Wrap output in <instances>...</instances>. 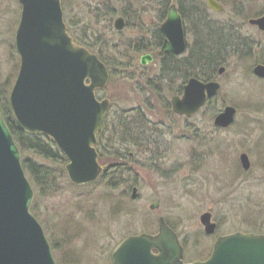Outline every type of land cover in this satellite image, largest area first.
I'll list each match as a JSON object with an SVG mask.
<instances>
[{
    "label": "rangeland",
    "instance_id": "obj_1",
    "mask_svg": "<svg viewBox=\"0 0 264 264\" xmlns=\"http://www.w3.org/2000/svg\"><path fill=\"white\" fill-rule=\"evenodd\" d=\"M102 1L106 0L69 2L62 14L65 23L68 19L76 22L69 32L73 38L95 41L91 34L93 29L100 35L98 42L122 40L129 36L152 40L151 32L162 21L157 20L155 10L148 7L154 5V0H138L148 7L141 14L142 33L136 29L139 25L135 14L137 0H111L117 8L111 20V32L106 29L104 19L92 16L93 8ZM201 1L205 4L204 0ZM220 1L224 5L221 13L205 5L200 6L201 12L196 15L193 9H185L191 30L202 25L204 20V23L208 22L218 29L223 42L229 44L223 51L228 56L226 71L216 78L221 83V90L209 108L205 106L191 117H185L165 112L161 105L155 103V89L151 90L147 82L152 78L153 82H157L159 48L133 54L131 65L123 66L124 61L115 59L120 65L110 73L97 95L99 99H109L110 112L116 107L132 110L143 107V101H151L149 112L143 108L147 119L159 129V133H154L157 157L152 161L148 155L136 154L126 198L121 196V192H125L123 185L113 190L116 195L113 199L97 200L94 206L95 198L103 193L102 183L74 184L65 170L66 163L63 165L65 176L60 179L59 192L49 197H34L31 201L32 204L35 202L39 213L36 219L44 228L47 239L50 237L57 242V251L53 252L55 260L58 255L60 259L63 256L66 258L63 264H113L111 249L127 235H155L160 216L167 223L169 221L178 234L185 247L186 262L207 257L216 235L235 231L264 235V79L254 77L252 69L248 70L250 61L236 54L252 44L255 46V58L264 60V35L247 24L250 13H262L264 0ZM128 3L131 5L126 6ZM20 10L18 0H0V64L3 70L10 69L18 61L13 36ZM121 11H126L130 23L120 31V35H116L112 33L113 20L117 16L127 20L120 14ZM238 25L243 27L238 31L240 37L235 35ZM192 38L190 31L186 38L189 44ZM244 38L251 43L244 44ZM239 39H242L240 42L243 45L238 47L236 42ZM145 53H150L154 59L146 66H140L138 61ZM179 84L178 81L174 87ZM164 95L169 100L175 94L165 92ZM228 104L239 106L236 108V121L231 127L221 130L213 125L212 119ZM211 110H216L212 119ZM242 152L250 160L247 171H243L238 161ZM237 164L241 169L239 172ZM133 186L137 188L134 197L131 196ZM117 200L119 206L116 211ZM156 201L158 207L151 209L150 205ZM205 211H209L218 224L213 236L204 233L199 220L200 214ZM70 219L76 224L75 228L63 232L68 229L65 220Z\"/></svg>",
    "mask_w": 264,
    "mask_h": 264
},
{
    "label": "water",
    "instance_id": "obj_2",
    "mask_svg": "<svg viewBox=\"0 0 264 264\" xmlns=\"http://www.w3.org/2000/svg\"><path fill=\"white\" fill-rule=\"evenodd\" d=\"M21 13L15 30L19 66L8 101L19 128L49 136L68 159L65 169L71 182L86 185L102 171L95 150L108 108L107 99L98 100L95 90L108 80L104 63L84 46L75 44L66 31L60 0H18ZM208 7L221 11L216 0H205ZM160 24L164 35L158 50L180 55L186 48L182 19L177 6H168ZM122 16L113 21L115 30L125 27ZM249 23L264 31V13ZM150 54L140 63L152 61ZM225 67L218 68L223 74ZM253 74L264 78V64L253 66ZM217 80L201 81L191 77L181 96L170 101L172 112L191 117L220 90ZM236 109L225 105L213 124L226 128L235 119ZM0 114V264H56L41 223L30 212L33 188L21 165V155ZM245 152L239 154L242 169L250 168ZM133 187L131 196L136 195ZM158 202L150 205L156 208ZM206 234L216 224L209 211L199 216ZM154 234L129 235L111 253L114 264H264V235L233 232L218 236L205 260L183 261V249L176 233L159 217ZM155 250L156 252H154ZM52 252V253H51Z\"/></svg>",
    "mask_w": 264,
    "mask_h": 264
},
{
    "label": "trees",
    "instance_id": "obj_3",
    "mask_svg": "<svg viewBox=\"0 0 264 264\" xmlns=\"http://www.w3.org/2000/svg\"><path fill=\"white\" fill-rule=\"evenodd\" d=\"M72 1L73 3L76 2V0H61L63 11L69 6V2ZM184 2L189 4L188 8L190 10L193 9L194 12L197 11L198 13L201 12L200 6L205 5L201 0H176L181 15L183 14L182 6ZM169 3L170 0H154V5H148V7L155 10L157 20L160 21L165 18L166 8ZM129 5L131 4L128 3L126 6ZM135 7H137V10H135L136 17L139 18L137 20L139 21V25L136 29L142 33L144 26L142 21H140L141 14H143L142 12L147 10L148 7L143 6L138 0L136 1ZM116 9L117 8L113 6L111 0L102 1L101 4H98L93 8L92 13L94 15L92 14V16H99L102 20L104 19V22L107 23L105 24V27L109 31L111 29V20L116 13ZM120 14L127 18V20H125L127 21V27L130 22L126 11H121ZM256 15V13L249 14L251 17ZM75 23L76 22L73 19L67 20L66 24L69 32L71 27H74ZM202 25L191 30V34L193 35L192 42L187 46V50L182 56H174L168 53L159 58L160 72L158 77L155 78L157 82H153V78L147 82V85H149L151 90L155 89V103L161 105V109L165 112L170 111V102L164 95L165 92L178 94L181 92L182 85L189 77H197L200 80H209L216 77L217 69L220 66L226 67L228 56L224 55L223 51L226 49V46H229V44L223 42L222 34L218 29L214 28L212 24L205 22L204 25ZM158 29L157 25L151 32L152 40H150V38L146 40L148 43L143 40V37H137L134 39L129 38L130 36L122 40H104L98 42L97 39L100 35L93 29H91V34L95 41H82L75 37L73 40L94 52V54H96L107 66L109 72L112 73L114 68L120 65L115 59L124 61L122 62L124 63L123 66L125 64L131 65L133 54L150 51L152 49L156 51L163 41V34ZM112 33L116 35L121 34V32L118 33L113 30ZM254 50L255 46H252L251 44L248 48L236 52L237 56L241 59L250 61L249 72L251 71L253 64L258 62L264 63L263 58H255ZM17 67L18 61H15L12 67L10 66V69L6 70H3V67L0 64V113L13 136V141H15L19 148L21 153L20 161L32 184L35 199L53 196V194H57L61 188L60 179L65 176L63 165L67 162V159L66 156L57 149V146L50 137L22 130L17 126L8 102L9 92L17 73ZM178 81L180 84L175 88L174 86ZM151 85L156 86L157 88ZM164 86L165 89L163 88ZM99 91L100 90L96 91V95ZM141 91L144 93V90ZM98 98L100 97L98 96ZM213 99H210L207 102L206 107L209 108L210 105H212L214 101ZM150 102V100L142 102L143 107L148 110V112L152 109ZM234 106L239 108L238 104H234ZM143 107L138 106L128 111L119 109L118 107L113 108L111 112L108 110L104 125H102L103 129L97 136L96 145L99 162L104 168L96 181L100 184L102 183L104 189L102 190L103 193L98 198H95V202L92 206L97 203V200L105 201L107 199H113V197L116 196L113 190L123 185H125L123 190L125 192H121V196L125 197L128 193V180L130 173L132 172L131 165L136 154L148 155L150 156L149 159H152V161H154L153 159L155 156L157 157L158 151L156 148L157 144L154 142V133H159V129H157V125H155L153 121L147 119ZM215 113L216 110H211L209 113L211 119ZM237 166L239 172L241 169L238 164ZM116 205L117 206L114 208L119 206L118 200L116 201ZM30 209V212H32L37 218L39 213L35 207V202L31 204ZM117 210L118 208L116 211ZM168 223L170 224L168 226L171 227V223L169 221ZM65 225L68 229L63 230V232H69L70 229L73 230L76 226L71 219L65 220ZM171 228H173V226ZM48 240L52 247V252H56L57 242L53 241V238L50 237H48ZM56 260V263L63 264L62 262L66 261V258L63 256V258L60 259L57 255Z\"/></svg>",
    "mask_w": 264,
    "mask_h": 264
},
{
    "label": "flooded vegetation",
    "instance_id": "obj_4",
    "mask_svg": "<svg viewBox=\"0 0 264 264\" xmlns=\"http://www.w3.org/2000/svg\"><path fill=\"white\" fill-rule=\"evenodd\" d=\"M205 1V0H204ZM218 2H220L221 3V1L220 0H217ZM222 5H223V3H221ZM178 6V5H177ZM224 6V5H223ZM189 7V4L187 3V2H184L183 3V6H182V12H183V14L181 15V13H180V15H181V18H182V24H183V30H184V34H185V41H186V48H187V46L189 45V43L187 42V34H189L190 35V31H191V27H189L188 26V24H187V18L185 17V9H189L188 8ZM178 10H179V8H178ZM190 10V9H189ZM212 10V9H211ZM221 12H223V11H221ZM221 12H218V13H221ZM195 13V15L196 14H198V12L197 11H195L194 12ZM259 15V14H258ZM197 19V18H196ZM221 26H224V25H221ZM250 26H252V27H254L256 30H257V32L259 33V34H262V35H264V31H260L256 26H254V25H250ZM237 31H235V35H240V33L238 32V31H241L242 29H243V27L242 26H240V25H238V27L237 28H235ZM230 33H233V31L232 32H229L228 33V35L230 34ZM240 37V36H239ZM242 42V39H239V41H237L236 42V45H238V47H239V45H243L241 42ZM192 42V41H191ZM243 43L244 44H246V43H251V40H248L247 38H244L243 39ZM187 50V49H186ZM186 50H185V52H186ZM257 64V63H256ZM264 64V63H263ZM142 66H146V65H142ZM218 71V70H217ZM256 78H258V79H264V78H259V77H256ZM185 84V83H184ZM180 93V92H179ZM181 94V93H180ZM180 94H177V95H180ZM97 145V144H96ZM212 216V215H211ZM212 220H213V218H212ZM214 221V220H213ZM215 224H216V222H214ZM217 226H218V224H216V230H217ZM216 230H215V232L213 233V234H206V235H209V236H213L215 233H216ZM222 235V234H221ZM218 235H216L215 236V238H214V240L216 239V237H217ZM214 242V241H213ZM213 244V243H212ZM211 244V245H212ZM183 248H185L184 246H183ZM211 249H212V246H211ZM211 249H210V251H209V254L211 253ZM209 254H207L208 256H209ZM207 256V257H208ZM206 257V258H207ZM205 258V259H206Z\"/></svg>",
    "mask_w": 264,
    "mask_h": 264
}]
</instances>
